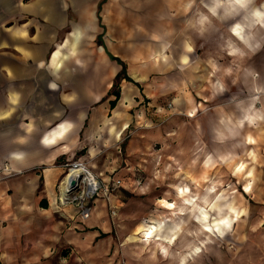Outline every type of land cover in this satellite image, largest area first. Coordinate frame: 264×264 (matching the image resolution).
Wrapping results in <instances>:
<instances>
[{"label": "crops", "instance_id": "1", "mask_svg": "<svg viewBox=\"0 0 264 264\" xmlns=\"http://www.w3.org/2000/svg\"><path fill=\"white\" fill-rule=\"evenodd\" d=\"M248 5L0 0V166L15 172L0 181V264H210L209 256L204 261L191 252L199 228L194 218L213 207L199 205L200 183L232 178V169L239 172L244 159L264 147L263 137L244 134L248 124L264 129V12L239 11ZM95 40L97 62L87 57L77 65L65 55ZM105 64L114 78L124 68L129 79L120 80L112 110L109 99L102 102L104 92H90L81 72L91 67L102 75ZM96 82L102 84V76ZM168 99L172 109L159 110ZM143 100L156 107L154 125L146 118L151 111L131 112L132 123L128 108ZM75 160L106 183L120 181L123 196L170 191L179 212L192 213L193 238L183 243L190 251L168 258L162 249L150 256L128 245L124 256H109L115 216L109 218L106 207L115 209V195L96 200L87 221L57 204L64 165ZM212 190L206 187L207 197ZM174 224L177 233L185 228Z\"/></svg>", "mask_w": 264, "mask_h": 264}, {"label": "rangeland", "instance_id": "2", "mask_svg": "<svg viewBox=\"0 0 264 264\" xmlns=\"http://www.w3.org/2000/svg\"><path fill=\"white\" fill-rule=\"evenodd\" d=\"M245 1L249 3L246 6L249 9L243 7L239 11L251 13L258 7L264 12V0ZM126 7L127 4H125L124 13L127 12ZM64 30L67 31L66 29ZM64 30L62 31L61 29L59 34L65 33ZM98 46L99 43L97 40L94 41L92 46H88L85 42L81 41L76 51L69 53L65 49V55L69 57L71 55L69 60L72 62L75 59L74 62L77 65L87 57L91 60L89 62H97L100 58V52L96 50ZM256 55L255 53L249 54V60L251 61L252 57ZM71 62H69V65ZM73 71L80 72L79 69ZM81 72L87 77V87L91 93L99 95L104 92L102 102L109 99L108 103L110 104V102L115 100V93L119 91L120 81L115 86V78L106 64L104 65L102 75L99 71L97 74V71L91 67L83 69ZM96 76H102V84L96 82ZM159 104L158 107H162L159 110L169 111L173 107L170 99ZM150 105L149 101L143 100L137 106L128 108V112L130 110L129 114L132 116L133 114L131 112L134 113V111H151V115L147 114L146 118L151 120L154 125L159 119L156 117V113H153V111H156V107ZM163 105L166 107H163ZM126 108L125 111H127ZM231 108L234 109L236 106L231 105ZM159 110L157 111L158 113ZM233 120L235 121L234 118ZM132 123L134 124V115ZM244 131V134L247 135V140L258 139L261 141L262 137L264 140V129L257 124L245 125ZM206 136H209L207 131L205 138ZM259 145L256 150H253L254 154H248L249 157L244 159V164L239 172L232 169V178L226 180L217 179L214 182L201 181L200 196L198 197L199 205L201 208H205L207 206L206 202H209V205L213 207L211 208V212H207L209 207H206V211H201L198 214V218H194L195 221H199V228L197 236L194 237V248H197L198 253L193 256H199L201 258L205 256L204 261L207 259L206 256H209L210 264H229L231 261L233 263L235 261L234 264H256L262 261L264 264V147L261 148ZM182 183L183 187H185L184 185H187L185 184L187 180H183ZM188 183L190 185L192 184L190 182ZM208 185L213 186L212 191L214 195L212 197H207L205 194ZM192 186L194 187L195 185ZM120 190L119 187L111 192V194L115 195V209H111L114 214L109 210L110 207L106 205L109 218L115 216V233L112 232L110 234L114 237L115 246H111L108 252L109 256H112L113 251H115V256H124L127 252L128 245L134 247L137 253L143 254L145 252L146 254L149 253L150 256H160L161 249H164V254L161 256H168V258L176 255H186L190 251L188 249L189 247L187 248L186 244L183 243L191 241L193 238L190 227L192 213L191 211L179 212L181 205L170 191L162 188L159 189V192H154L152 195L144 197L141 195L123 196L120 194ZM194 199L197 201V197ZM186 201L187 199L184 200V202ZM170 203L175 209L172 208L170 210L173 211H168L170 213H167L168 209L166 206ZM128 212L130 218H132L134 213L136 220L127 219ZM159 221L165 223L166 229L169 227L174 228V222L176 221L182 223L185 228L182 231H178V233V229H175L178 237L176 235L174 236L177 238L174 239L175 241L172 246H167V243L164 242L162 245L159 242L153 241L149 244L140 242L139 238L142 234L136 233L137 228L140 225H154ZM223 222H228V224L225 226ZM214 223L218 225L214 227ZM166 234L168 235L169 233L166 232ZM73 256H78V254L73 252ZM119 260L122 262L123 257H119Z\"/></svg>", "mask_w": 264, "mask_h": 264}, {"label": "built area", "instance_id": "3", "mask_svg": "<svg viewBox=\"0 0 264 264\" xmlns=\"http://www.w3.org/2000/svg\"><path fill=\"white\" fill-rule=\"evenodd\" d=\"M14 174L8 165L0 166V181ZM120 184L118 180L104 182L83 161L67 162L57 185V204L61 207H73L79 220L86 221L92 213L94 202L99 198L108 201L111 192L118 189ZM111 213L114 214L112 211Z\"/></svg>", "mask_w": 264, "mask_h": 264}, {"label": "bare ground", "instance_id": "4", "mask_svg": "<svg viewBox=\"0 0 264 264\" xmlns=\"http://www.w3.org/2000/svg\"><path fill=\"white\" fill-rule=\"evenodd\" d=\"M237 1H239V0H237ZM256 11V10H255ZM254 13H257V14H260V12L259 11H256V12H254ZM209 20V19H208ZM211 23V22H210ZM236 30V29H235ZM237 32V31H236ZM149 157V156H148ZM183 204L185 205V206H189V205H191V201H189V200H187L186 202H184L183 201ZM168 209H172V208H174L173 206H172V204H167V206H166ZM224 223V225L226 226L228 223H225V222H223ZM218 224L217 223H214L213 224V226L214 227H216ZM176 228H175V226H174V228L173 227H169L168 229H166L165 228V223H162L161 221L160 222H158L157 224H154V225H148L146 228H145V230L143 231V233H142V235L140 236V242H145V243H150L151 241H153V242H159L161 245L163 244V242H165V241H167V246L169 245V246H172L173 245V243H174V239H176V237H174L175 235H174V230H175ZM207 229H209V228H207ZM168 230V231H167ZM166 232L167 233H173V235H171V236H167L166 235ZM138 239V240H139ZM140 244V243H139ZM162 250H164V249H162ZM200 250V249H199ZM163 252L164 251H162V254H163ZM191 252L193 253V254H197L198 252H197V248H193L192 250H191ZM187 257V256H186ZM185 261V260H184Z\"/></svg>", "mask_w": 264, "mask_h": 264}, {"label": "trees", "instance_id": "5", "mask_svg": "<svg viewBox=\"0 0 264 264\" xmlns=\"http://www.w3.org/2000/svg\"><path fill=\"white\" fill-rule=\"evenodd\" d=\"M118 62V61H117ZM121 79H124V80H129L128 78H126V76H125V72H124V68H122L121 69V71L117 74V76L115 77V86L118 84V82L121 80ZM118 96H119V94H118V92H116L115 93V100L114 101H112V102H110V109L112 110L113 109V107L115 106V104H116V101H117V99H118Z\"/></svg>", "mask_w": 264, "mask_h": 264}, {"label": "snow or ice", "instance_id": "6", "mask_svg": "<svg viewBox=\"0 0 264 264\" xmlns=\"http://www.w3.org/2000/svg\"><path fill=\"white\" fill-rule=\"evenodd\" d=\"M226 223V222H225Z\"/></svg>", "mask_w": 264, "mask_h": 264}, {"label": "water", "instance_id": "7", "mask_svg": "<svg viewBox=\"0 0 264 264\" xmlns=\"http://www.w3.org/2000/svg\"><path fill=\"white\" fill-rule=\"evenodd\" d=\"M73 184V183H72Z\"/></svg>", "mask_w": 264, "mask_h": 264}]
</instances>
